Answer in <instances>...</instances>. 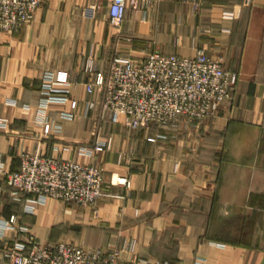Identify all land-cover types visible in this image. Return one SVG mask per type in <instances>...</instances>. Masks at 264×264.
<instances>
[{"label": "crops", "instance_id": "1", "mask_svg": "<svg viewBox=\"0 0 264 264\" xmlns=\"http://www.w3.org/2000/svg\"><path fill=\"white\" fill-rule=\"evenodd\" d=\"M86 6L98 9L96 19L70 14ZM202 47L239 79L231 101L198 130L149 141L148 130L84 114V82L106 73L114 55ZM90 54L94 73L84 70ZM46 70L69 72L74 118L57 106L41 110ZM0 120L1 185L24 152L88 161L80 149L98 140L105 149L92 158L107 181L97 210L47 198L29 211L30 196L3 191L0 218L15 214L28 230H8L0 250L33 233L43 242L120 248L122 264H264V0H141L120 28L109 21L108 0H45L30 23L0 31Z\"/></svg>", "mask_w": 264, "mask_h": 264}, {"label": "built area", "instance_id": "2", "mask_svg": "<svg viewBox=\"0 0 264 264\" xmlns=\"http://www.w3.org/2000/svg\"><path fill=\"white\" fill-rule=\"evenodd\" d=\"M44 1L0 0V31H15L30 23ZM140 3L141 0H108L110 23L120 28L128 8H138ZM176 42H180L179 37ZM95 59L89 55L85 72H97ZM41 79V110L57 106L63 118H74L76 112L66 107L71 100L69 72L46 70ZM238 79L239 74L227 68L222 57L209 54L203 47L190 55L159 51L140 59L116 55L106 73H96L84 82L88 98L82 110L85 115L100 111L112 123L131 130H148L151 133L148 140L156 141L168 138V132L198 130L205 120L217 116L231 101ZM97 93L101 98L93 97ZM45 121L44 131L51 132V123L47 118ZM105 145V141L98 140L94 147L81 148L80 154L90 157L88 161L24 152L18 170L3 172L5 181L0 184V196L3 191L16 200L30 196L26 199L29 211L34 209L35 202L47 198L97 210L107 194V181L92 154L104 150ZM118 182L127 183V180L120 178ZM18 219L15 214L8 219L0 218V239L7 237L8 230H28L19 225ZM0 257L10 264H122L120 248L68 240L43 242L33 233L0 250Z\"/></svg>", "mask_w": 264, "mask_h": 264}, {"label": "rangeland", "instance_id": "3", "mask_svg": "<svg viewBox=\"0 0 264 264\" xmlns=\"http://www.w3.org/2000/svg\"><path fill=\"white\" fill-rule=\"evenodd\" d=\"M70 14L73 15V18H80V19L82 18V19H86L89 21L96 19L97 15H99L97 8H90L88 6L82 8V10H80V11L71 12ZM101 14H103V13L100 12V16H101ZM107 21H108V19H107Z\"/></svg>", "mask_w": 264, "mask_h": 264}, {"label": "trees", "instance_id": "4", "mask_svg": "<svg viewBox=\"0 0 264 264\" xmlns=\"http://www.w3.org/2000/svg\"><path fill=\"white\" fill-rule=\"evenodd\" d=\"M115 56V55H114ZM230 69V68H229ZM230 70H232V69H230ZM232 71H235V70H232ZM235 72H237V71H235ZM237 74H238V72H237Z\"/></svg>", "mask_w": 264, "mask_h": 264}]
</instances>
